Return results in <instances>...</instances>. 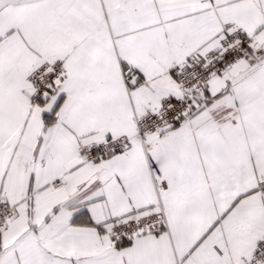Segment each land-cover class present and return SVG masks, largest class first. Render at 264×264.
<instances>
[{"label": "snow or ice", "instance_id": "1", "mask_svg": "<svg viewBox=\"0 0 264 264\" xmlns=\"http://www.w3.org/2000/svg\"><path fill=\"white\" fill-rule=\"evenodd\" d=\"M0 264H264V0H0Z\"/></svg>", "mask_w": 264, "mask_h": 264}]
</instances>
